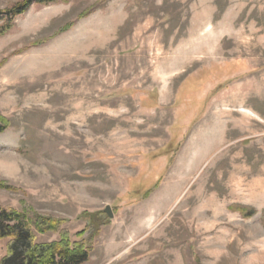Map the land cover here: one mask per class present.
I'll list each match as a JSON object with an SVG mask.
<instances>
[{"label": "rangeland", "instance_id": "rangeland-1", "mask_svg": "<svg viewBox=\"0 0 264 264\" xmlns=\"http://www.w3.org/2000/svg\"><path fill=\"white\" fill-rule=\"evenodd\" d=\"M0 117V206L61 222L37 243L264 264V0L32 5L0 37Z\"/></svg>", "mask_w": 264, "mask_h": 264}, {"label": "trees", "instance_id": "trees-1", "mask_svg": "<svg viewBox=\"0 0 264 264\" xmlns=\"http://www.w3.org/2000/svg\"><path fill=\"white\" fill-rule=\"evenodd\" d=\"M58 0H21L15 5L0 11V37L6 35L14 26L17 17L28 11L32 5H48ZM8 128V121L0 117V133ZM7 186L0 183V189ZM244 213V212H243ZM250 218L254 211L243 214ZM92 215L89 221L93 222ZM61 222L49 217L33 214L28 216L12 209L0 206V240H6V255L0 264H86L91 247L89 242L81 238L84 231L76 234L81 240L71 242L67 234H60L57 242L39 244L35 240L34 231L39 234L58 231Z\"/></svg>", "mask_w": 264, "mask_h": 264}, {"label": "water", "instance_id": "water-1", "mask_svg": "<svg viewBox=\"0 0 264 264\" xmlns=\"http://www.w3.org/2000/svg\"><path fill=\"white\" fill-rule=\"evenodd\" d=\"M104 213L108 216V218H112V214L110 212V208L109 207H106V209L104 210Z\"/></svg>", "mask_w": 264, "mask_h": 264}]
</instances>
